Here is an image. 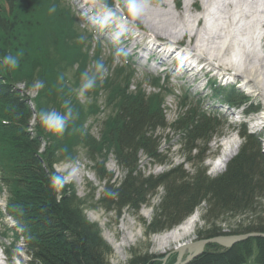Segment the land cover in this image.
<instances>
[{
	"label": "trees",
	"instance_id": "1",
	"mask_svg": "<svg viewBox=\"0 0 264 264\" xmlns=\"http://www.w3.org/2000/svg\"><path fill=\"white\" fill-rule=\"evenodd\" d=\"M37 2L38 0H0V47L6 48L0 49V136L7 135L16 144L21 141L19 145L13 146L10 155L13 162L0 166V171L7 173L2 175L0 183L7 188L11 185L15 187L14 204L11 202L8 207L10 217L17 221L15 238L25 241L32 263L111 264L113 250L104 241L101 231L85 219L86 202L76 197L72 186L65 184L57 192L48 181L56 173L54 166L61 163L56 158V152L68 151L69 139L81 135L80 132L77 135L68 132L51 135L45 132L43 136L38 132L32 137L25 127L33 120L39 121L38 114L41 111H34L29 98L17 89V74H12L2 62L4 56L16 58L15 54L26 48L23 33L34 29L28 18L32 15L36 18L40 9V16L44 12L48 23L53 8L61 12L63 17V24H54L52 21V26L49 24L54 28L56 45L61 38L59 52L73 63L75 61L72 57L87 61L82 49L77 43H73L80 39V32L73 26L74 15L70 3L66 0ZM59 2L64 6L62 9L58 8ZM101 2L107 6L113 5L112 0ZM46 32L48 33V29ZM26 67L27 65L21 66L22 73L26 71ZM125 67L129 74L135 76L136 71L131 65L127 64ZM149 82L153 87H159L162 80L150 78ZM161 88L165 89L163 86ZM226 92L228 99L235 96L231 91ZM117 94L114 122L102 135L101 142L92 138L83 141L87 145L85 148L89 161L98 165L96 174L105 183V194L99 204L106 212H115L118 217L126 209L139 213L158 197L154 217L146 228L147 238L178 227L201 205H205V214L202 216L204 227L196 232L200 240L219 236L264 234V155L258 136L241 127L239 133L243 145L238 155L228 163L222 174L211 177L207 173L208 168L203 167L207 158L201 154V147L217 136L215 119L197 108L188 110L179 120L170 124L163 102L154 106L146 95L130 92L129 86L118 90ZM182 101L185 102L186 97ZM69 103L73 108L80 109L78 103ZM167 130L181 135L182 145L189 155L188 163L192 164L191 172L186 171L183 164L174 166L168 154L161 151L160 134ZM70 131H78V125L73 124ZM42 138L52 148H48L51 150L50 154L46 152L41 157L37 152L43 143ZM193 152L195 156L191 158ZM142 156H145L150 165L169 166V169L159 175L147 176L140 170ZM110 157L114 158L117 166L126 174L118 183H112L114 174L105 169ZM28 179H33L36 183L39 181L50 188V199L46 196L47 200L41 199L45 205L34 207L32 215L23 212V205L29 195L24 189L34 187ZM161 190L163 193L160 198ZM22 191H26L25 194ZM239 216L248 217L233 230L226 231L218 226L225 217ZM127 264L162 263L158 257L146 252L133 254ZM189 264H264V238H250L230 249L209 245L202 255Z\"/></svg>",
	"mask_w": 264,
	"mask_h": 264
},
{
	"label": "rangeland",
	"instance_id": "2",
	"mask_svg": "<svg viewBox=\"0 0 264 264\" xmlns=\"http://www.w3.org/2000/svg\"><path fill=\"white\" fill-rule=\"evenodd\" d=\"M112 1L113 5L111 7L104 8L100 4L101 0H71L78 14L74 10L72 11L74 15L73 26L81 33H78L80 39L73 43H77L82 49L83 57L87 58L86 62H84V58L81 56L82 59L80 60H77V57H72V60L75 61L73 63L70 58L64 57L58 50V48L61 50V38H59L56 45L54 41V28L50 26H52L51 21L54 24H63L62 13L57 11L53 13L52 11L48 23H46L47 16L44 12L40 16L39 9L35 15L36 18L33 15L28 18L31 27H34V29L23 33L24 37L22 39H24L26 48L24 50L21 49L15 54L16 66L4 65L12 74H17V80L19 81L17 87L29 98L34 111L37 112L39 110L42 112L54 109L60 113H65L67 109L63 106L65 103L64 98H67V102L79 104L80 109H75L69 103L68 106L72 109L73 115L69 119L66 126L67 129L64 132L74 135L80 132L81 135L72 136L69 139L67 143L68 151L64 153L56 152V158L60 159L61 163L56 164L54 170L57 172L58 170L71 169L74 172V175L70 178L72 182L66 185L72 186L76 197L86 202L85 219L101 231L104 241L113 250L110 260L111 264H127L133 254H144L146 252L155 255L159 260L169 255L166 264H175L178 258V254L173 253L176 249L175 243L162 245L158 240L182 226L193 215H196L198 219L194 231L188 239L192 242L200 240L197 238L196 232L198 230L201 231L204 227L202 216L205 214V205H201L192 216L187 218L178 227L147 238L146 228L154 217L159 198L157 197L149 206L143 207L139 213L126 209L118 217L115 212H106L99 204L105 194V183L100 181L96 174L98 165L95 166L94 163L89 161L86 155L87 149L85 148L87 145L83 144V141L92 138L94 141L101 142L102 135L114 122L118 103L117 92L129 86L130 92L135 95L139 93L146 95L154 106H157L159 102H163V108L170 124L179 120L188 110H195L197 108L198 111L215 119L217 136L206 146L201 147V154L205 159L218 154L222 156L223 153V157L227 159L229 154L224 152L225 148H223L222 142L227 138L236 136V134L238 135L237 132H239L241 127L260 138L264 155V128L260 125L264 124V99L259 95L257 90L253 89L252 85H244L242 80L240 81L235 79V77L228 76L226 72H219L213 69V66H209L203 57L198 58L185 53L184 51L196 45V37H180L177 44H182L184 49L175 46L177 44L173 45L179 51L176 54L178 58L179 55L184 54L185 56L182 59L195 64L199 68H202L200 64L208 68H205L204 72L200 73L201 77L205 74V80L204 78L202 80L200 77L198 83H193L194 77H189L187 74L184 75V72L177 71L176 63L172 65H169V63L159 64L161 61L159 58L157 60V55H151L147 49L144 52L141 51L144 46L151 49V46L147 42L150 44L151 42L155 43L157 46L161 45L167 50H174V46H171L172 42L168 41L172 40L171 38L160 37L154 41L148 38L147 35H151L148 24L139 17H136L133 11L136 6L143 5L147 8L161 11L172 8L174 12H177L175 4L171 0H159L158 2H151L155 0ZM189 2L192 3V0ZM37 3H41V0H38ZM180 3L183 5L184 0H180ZM59 4L58 8L62 9L64 6L60 2ZM130 4L131 10H129ZM196 7V14L200 15L203 11L202 3L197 1ZM71 23L72 21L69 24ZM197 28L201 30V26L199 27L195 23V29ZM47 29L48 33L46 32ZM156 31L165 33L158 29ZM92 33L97 36L98 40L93 37ZM136 37H139V39L136 40ZM117 38L120 39L117 40ZM0 49L6 48L0 47ZM128 56L132 58V62L136 67L135 76L129 74L128 69L122 62V58ZM227 57H223V61H228ZM97 63L104 66L103 72H97ZM26 65L27 69L22 73L21 66L24 67ZM86 72L89 76L96 77V84L95 87L85 93L83 99H80L78 98V93L84 82L83 76ZM101 75H103V79L100 78ZM148 76L160 77L162 80L164 79V83L161 82L159 87H153L148 80ZM37 83L42 84V86L37 88L35 86ZM231 83H235V85ZM162 86L165 87L164 90L161 88ZM226 91H231L236 97L228 99ZM184 93L188 95L185 102L182 101V98L185 96ZM55 94L58 96L53 97ZM240 94L242 96H238ZM73 105L76 107L75 104ZM73 124L78 125V131H70ZM25 128L32 137L37 135L38 132L42 136L45 132L51 135L57 134L48 131L40 121L31 122ZM5 134L7 133L5 132ZM160 135H162L161 151L164 154H168L174 166L183 164L185 170L191 172L192 164L188 163L189 155L182 145L183 140L181 135L173 130H167ZM0 139L1 166L2 164L7 165L13 162V159L10 158L13 146L19 145L21 141L19 140L17 144L11 142L12 139L7 135L0 136ZM41 142L43 143H41L37 154L42 157L46 152L50 154L51 150L48 148H52V146L50 143L45 142L43 138ZM242 145L243 139H240L239 147L234 152L233 158L238 155ZM190 156L193 158L195 152ZM207 159L203 167L208 168L207 173L211 177H217L222 174L231 161L229 160L223 168L217 167L211 172L209 170L211 163ZM105 169L107 172L114 174V181L112 183H118L126 175L117 166L113 157H110V161L105 166ZM168 169L169 166L150 165L145 156L141 157L140 170L147 176L150 174L159 175ZM2 175H7V173L0 171V179ZM45 178L48 180L46 176ZM28 180L29 183L34 184V187L24 189L29 192V195L26 197L27 202L23 205V212L26 215L29 213L32 215L34 207L45 205V202L42 204L41 199L45 198V196L50 199L48 194L50 188L42 185L39 181L36 183L33 179ZM48 181L51 183V180ZM14 189V185L7 188L0 183V259H2L1 262L4 264H7L6 259L9 257H11L14 264H38L32 263L33 259L30 257L31 255L25 241L15 238L17 221L11 218L8 212L10 203L14 204ZM26 191H22V194H25ZM160 192L161 198L163 191L161 190ZM58 200L61 201L60 199ZM262 204L264 205V200ZM248 216L225 217L218 226L226 231L233 230L239 222H243ZM125 236L129 239L125 242L124 247L121 249L116 248L117 244L123 242L122 240Z\"/></svg>",
	"mask_w": 264,
	"mask_h": 264
},
{
	"label": "bare ground",
	"instance_id": "3",
	"mask_svg": "<svg viewBox=\"0 0 264 264\" xmlns=\"http://www.w3.org/2000/svg\"><path fill=\"white\" fill-rule=\"evenodd\" d=\"M171 1L175 4L177 12H174L172 8L161 11L143 5L134 8L135 16L144 20L150 28L151 35H147L148 38L152 41L160 37L171 38L172 40L168 41L175 45L180 37H196V45L189 50H183L185 53L198 58L203 57L209 66H213V69L226 72V75L242 80L244 85H252L253 89L257 90L264 99V0H192V3L189 2L190 0H184L183 5L180 0ZM197 1H200L203 6L200 15L196 14ZM195 23L199 27L201 26V30L200 28L199 30L195 29ZM156 29L165 33L157 32ZM119 39L117 38V40ZM138 39L139 37H136V40ZM147 44L151 46V49L144 46L141 51L144 52L147 49L151 55H157V60L159 58L161 61L159 64L169 63L172 65L176 63L177 71L194 77L193 83H198L201 77L200 73L204 72L206 67L200 64L202 68H199L182 59L184 54L179 55L178 58L176 52L171 49L167 50L152 42L151 44L147 42ZM175 46L184 49L182 44ZM223 57H227L228 61H223ZM169 60L171 61L167 62ZM210 72L212 71L210 70ZM201 78L205 80V74ZM231 84L235 85V83ZM238 96H242V94ZM260 125L264 128L263 123ZM222 143L225 148L224 152L229 154V157L222 161L220 167H224L229 160H232L234 152L239 147L235 135ZM216 157L217 155L213 156V160ZM215 168L217 167L212 166L211 172ZM197 219V216L193 215L182 226L161 237L158 242L162 245L175 243L176 249L187 248L192 243L188 237L193 233ZM128 239L125 236L123 242L117 244L116 248L124 247ZM193 249L192 247L187 248L184 251V258L193 252ZM1 260L0 264H4ZM6 262L14 264L11 257L6 259Z\"/></svg>",
	"mask_w": 264,
	"mask_h": 264
},
{
	"label": "clouds",
	"instance_id": "4",
	"mask_svg": "<svg viewBox=\"0 0 264 264\" xmlns=\"http://www.w3.org/2000/svg\"><path fill=\"white\" fill-rule=\"evenodd\" d=\"M129 10H131V4L129 6ZM51 11H55V9H51ZM4 64H7L11 67H15L17 64V61L15 58L11 56L4 57L3 61ZM96 70L97 72H103L104 66L102 64L97 63L96 64ZM101 79H103V75L100 76ZM83 83L80 87L78 98L83 99L85 96V93L95 87L96 84V77L95 76H89L88 73H84L83 76ZM37 88L41 87L42 84L37 83L35 85ZM69 102L65 101L64 107L67 109L65 113H60L56 110H48V111H42L38 114V119L40 123L50 132L57 133V134H63L67 123L69 119L72 118V109L68 106ZM35 123V120L32 121ZM74 175V172L71 169H66L64 171H57L51 179L52 187L55 191L59 192L63 186L67 183L72 182L70 179Z\"/></svg>",
	"mask_w": 264,
	"mask_h": 264
},
{
	"label": "water",
	"instance_id": "5",
	"mask_svg": "<svg viewBox=\"0 0 264 264\" xmlns=\"http://www.w3.org/2000/svg\"><path fill=\"white\" fill-rule=\"evenodd\" d=\"M264 238V234L262 233H252L246 235H239V236H219L211 239H202L195 242H192L187 248H194L193 252H191L186 258H184V251L187 249L185 248H177L174 250L173 253L178 254V258L175 264H189L194 259L199 257L205 252V249L209 245H218L225 249H230L232 246L239 242L246 241L250 238ZM169 255L165 256L162 260H159L162 264H166V260Z\"/></svg>",
	"mask_w": 264,
	"mask_h": 264
}]
</instances>
